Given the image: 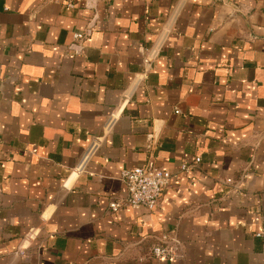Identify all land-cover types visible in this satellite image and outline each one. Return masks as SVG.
Returning a JSON list of instances; mask_svg holds the SVG:
<instances>
[{"label":"crops","instance_id":"1","mask_svg":"<svg viewBox=\"0 0 264 264\" xmlns=\"http://www.w3.org/2000/svg\"><path fill=\"white\" fill-rule=\"evenodd\" d=\"M0 264H264V0H0Z\"/></svg>","mask_w":264,"mask_h":264},{"label":"built area","instance_id":"2","mask_svg":"<svg viewBox=\"0 0 264 264\" xmlns=\"http://www.w3.org/2000/svg\"><path fill=\"white\" fill-rule=\"evenodd\" d=\"M175 10L176 8H174L169 14L167 21L160 32L161 34L158 35L155 44L145 55L144 62L146 65L149 66L154 56L158 54L164 36L174 22ZM85 35V32H73L72 37L74 40L81 41ZM175 111L179 112L178 108H176ZM147 147H151L150 142ZM199 160L200 158L196 157L194 163H198ZM190 168L191 165L186 163H182L179 166L180 171H187ZM120 177L125 185V194L119 198L111 200L109 208L111 210H116L120 207H145L153 210L159 203L164 189L170 184L173 175L163 168L154 165H145L125 168L121 171ZM151 253L157 258L169 259L175 255L176 246L167 241L166 236H163L162 242L155 244L151 248Z\"/></svg>","mask_w":264,"mask_h":264}]
</instances>
